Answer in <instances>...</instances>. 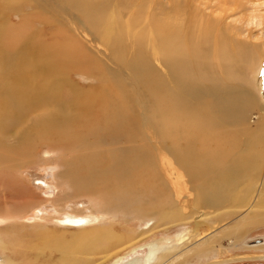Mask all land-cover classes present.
Masks as SVG:
<instances>
[{
    "label": "bare ground",
    "instance_id": "6f19581e",
    "mask_svg": "<svg viewBox=\"0 0 264 264\" xmlns=\"http://www.w3.org/2000/svg\"><path fill=\"white\" fill-rule=\"evenodd\" d=\"M235 1L238 3V0ZM54 2L62 4L63 11L71 12L91 35L94 32L89 27L98 29L106 26L108 38L114 30L121 28L118 16L119 23L115 14H109L108 18L103 13L108 0ZM198 2L201 5L202 2ZM209 7H197L201 14L200 24L195 28L191 26L193 24L182 28L176 23H164L161 30L163 36L166 30L175 28L169 39L160 44V53H157L167 69L164 74L150 64L152 61L147 59L148 56L139 52L130 65L132 77L120 74L117 67H109L106 62L85 51L82 56L81 48L76 44L44 45L39 44V40L38 43L31 41L36 37L30 35L25 43L7 54L1 42L4 22L0 23V170L5 165L9 169L20 166L5 163H9L11 158L14 162L17 158L15 152L24 149L26 143L43 140L67 144L71 148L65 151L70 158H64L63 165L68 167L64 168L63 175L70 179V187L77 194L99 196L101 204H106L110 210L73 212L69 208L60 209L58 203L49 197L42 202L40 197V202L37 199L39 204L23 214H14L11 208L2 209L4 206L0 205V233L5 229L2 224L20 223L22 220L42 226L49 222L64 228L63 225L80 226L77 232H71L72 238L66 242L68 245L64 249L63 245H58L63 250L59 255L63 264L66 263L65 258L71 259V264H81L84 260L76 257L78 253H107L132 240L133 236L118 232L113 226L116 219L111 215L112 210L130 209L129 212L148 214L166 223L189 217L193 210L199 214L195 218L197 227L204 223L203 219L209 213H219L222 220L224 215H233L230 222L213 228L210 237L198 233L196 228H190L193 234L180 236L176 247L164 249L159 254L162 246L167 244L152 242L133 248L111 263L125 264L139 251H144L142 264H177V251L188 241L202 237L208 241L222 234L239 232L243 235L247 232L251 219L256 218L258 210L264 209V78H258L262 70L264 36L261 43H255L261 37H256L255 28L247 24L259 26L264 21L262 15L253 11L247 20L240 18L234 22L229 20L232 15L222 16L219 12L220 16L215 14V10L208 12ZM242 7H245L244 3ZM254 19H259V22L254 24ZM184 30L185 38L178 41ZM224 34L233 40L232 50L219 54V40ZM151 37L155 46L157 37ZM138 40L143 44V38ZM211 49L216 54L215 66L226 68L228 75H232L223 74L229 83L234 80L233 75L242 79L231 69L244 56L248 57L251 68L258 71L252 78L253 87L236 84V91L233 92L228 84V89L223 91L221 85L226 81L219 86L203 81L204 77L207 81L214 77L201 72L203 64H209ZM73 70L88 71L90 74L82 73L96 78L100 85L87 89L77 86L68 80ZM40 71L47 77L38 83L36 77ZM64 85L69 86L73 94L70 101L63 97ZM249 109L261 111L256 128L247 126ZM35 111L40 112L42 117L35 118L32 114ZM234 112L237 115L230 118L231 114L235 115ZM220 116L222 118L218 120ZM28 118L29 124L19 131L18 128ZM187 122L195 125L190 127ZM234 124L237 126L233 128V133H227V127ZM8 135H16L17 146L11 148L3 144ZM119 143L123 144L122 147H119L121 144L118 146ZM69 150L73 151L68 153ZM3 152L13 156L7 158L6 155L5 158ZM186 192L185 201L178 208V199ZM119 197L124 199L122 208L121 200L117 199ZM230 202L241 208L221 211ZM46 204L52 206V213ZM123 204L129 205V208L123 209ZM13 209L17 212L16 207ZM143 225L141 230L144 233L145 230H152L151 219L144 221ZM1 234L0 255L4 257L0 264H16L14 258L4 255L8 246ZM255 248L264 249V246ZM186 261H182L183 264Z\"/></svg>",
    "mask_w": 264,
    "mask_h": 264
},
{
    "label": "rangeland",
    "instance_id": "374dc122",
    "mask_svg": "<svg viewBox=\"0 0 264 264\" xmlns=\"http://www.w3.org/2000/svg\"><path fill=\"white\" fill-rule=\"evenodd\" d=\"M108 1L109 3L106 5V8L109 9L104 8L103 13H106L107 15H105L108 18L109 14H115L116 22H118L119 18L120 25L122 24L120 29H116L112 32L111 38L107 37L106 26L93 29L86 24L94 32L91 35L87 28L84 27V24L75 18L71 12L63 11V5L54 2V0H0V23L4 22L1 42L5 47L7 54H9L16 46L18 47L19 45L25 43L29 35L32 37L35 36L37 38L36 40V38L33 39V37L30 39L31 41L38 43L39 40V44L44 45H52L54 43L65 45L69 43L71 46L76 44L81 48L82 56L86 52L91 56L93 55L96 58L103 60L109 67L115 69L117 67L120 74L126 77H132L133 73L131 71L130 65L133 63L132 61L136 60V55H139V52L145 56H148L147 59L152 61L150 64H154L155 67L160 70V72L164 74L167 71L166 67H164L161 64V61L158 59L160 55L157 53H160V44L165 42L166 39H169L175 28H172V31L171 29L166 30L163 36V33H161L162 26H164V23L171 22L178 24L180 27L183 26L182 28L193 24L191 26L195 28L198 24H200L199 18L201 13L199 12L198 8L205 9L206 6H210L207 10L208 12L215 10V14L217 15H220V13L222 16L232 15L229 20L234 22L236 20L238 21L240 18L247 20L250 14L254 11V13L257 15H262V21H264V0H238V3L235 0H200L202 2L201 5L198 2L199 0H195V3L194 0ZM243 3L245 4V7H242ZM243 16H245V18ZM254 20L256 21L254 24L259 22V19ZM235 24L239 25V22H236ZM247 26H253V28H255V36L258 38L261 37L257 41L255 40V43H261V39L264 36V24L259 26L247 24ZM227 29L230 30L229 27ZM183 32L178 36V41H181L185 38L186 31L184 30ZM166 34L168 36H166ZM151 35L157 37L155 46L152 43ZM225 37L226 34L222 35L219 40V54H224L232 50L231 43L233 40L231 41L229 38ZM228 37L231 38L230 35ZM20 38L21 40H19ZM139 38H143V44H140L138 40ZM154 54H157V56ZM214 55H216L215 50L211 49L208 55L209 64H203L201 69L202 74H207L208 76L211 75L214 77H211L212 79L210 78L208 81L206 77H204L203 81H206V83L209 84L213 83L217 86L226 81L225 83H222V88L221 86L219 87L223 91L228 89V84L230 85V91L233 92L236 91V84H240L242 87H248L250 85L253 87L254 84L252 82V78L257 74L258 71L251 68L248 57L244 56L239 61V63L235 64V67L231 69L233 72L235 70L237 74L239 73L238 75L239 77L242 76V79L239 78V80L233 75L234 80H232L236 82L230 81L229 83V81L225 79V75H223L225 73L228 75L227 69L224 67L218 69V67L215 66ZM261 56H263L261 59L262 70L260 71L261 74L258 73L259 79H262V77L264 78V52ZM82 72L90 74L85 70H73L69 73L68 80L84 89L100 85L99 80L92 78L87 74H83ZM237 74H235V76ZM46 77L47 75L40 71L36 77V81L41 83L42 81H45ZM230 77H232V75ZM214 78L215 83L213 82ZM231 84L234 86L232 87ZM62 90L64 99L70 101L73 98V94L69 90V86L67 87L64 85ZM228 94H225L226 98H228ZM188 100L193 101L190 98H188ZM260 113V109H249L246 115L248 121L247 126L249 125L251 128H256ZM32 114L35 118L42 117L38 111H35ZM229 114L230 113H228V115ZM233 114L235 115L231 114L229 117H235L237 112H234ZM218 118V120H221L222 116ZM27 124H29V118L18 128V130L20 129L19 131H22L27 126ZM188 124L190 127L195 125L191 122L186 123V125ZM235 125L237 126V124H234L233 127H227L228 131L226 132L233 133V128L236 127ZM15 136L8 135V138L5 137L3 139V144L6 145V147L12 146L11 148H13V146H17L15 144L17 141ZM49 142L50 143L44 142L43 140H35L34 142L24 144V149L21 148V150L19 149L17 152H15L17 153L16 160L12 162L13 159L11 158L9 159V163H7V161L5 163L9 164L10 166H13V164L16 163L20 166L15 167L14 169H9L8 166L5 167V165L3 168H1L0 205L2 207L4 206L2 209L11 208L14 214H23L26 211L28 212L29 210H33L39 204L38 202H40L41 198L42 202V200H45L49 197L50 200H54L56 203H58L60 209L62 207L69 208L73 212H89L90 210V212L92 211L97 213L99 211L101 212L102 210L110 211L106 204H101L102 201L99 196L77 194L78 192H75L72 189V186L70 187V179L68 176L63 175L65 169L68 167L63 165V161L64 158H70V154L67 155V151L65 150H68L71 147L68 148L69 145L67 144H63V146L57 142ZM122 145V143L118 144L119 147H122ZM70 151L73 150H69L68 153ZM18 152L20 153L18 154ZM2 154L4 157L7 155V153L4 152ZM9 156L12 157L13 155H7L6 157L10 158ZM19 184L21 185L20 187ZM25 185L27 187H25ZM17 188L19 189L17 190ZM186 195L187 192L183 194V197L178 199V202L176 201L178 203L176 204L178 208L179 204L181 206V203L185 201ZM117 199L121 200L120 207L122 208V203H124L122 200L124 199L121 197ZM96 201H98V203ZM234 204L235 203L233 202L226 204L221 211H234L235 208H241L233 206ZM123 205V209L129 206L125 204ZM15 207L17 212H15L13 209ZM46 207L50 210L52 209L50 204H46ZM120 210L121 211H119V209H116L115 211L112 210L113 212L111 215H113L116 219L115 222H113V226L118 230V232H123L133 236L132 240L126 242V244H123V246H118V249L114 248L112 251H110L111 253H103L100 251L99 253H92L93 255L87 254L86 252L78 253V256L76 255V257L79 258V260L81 258V260L85 261L80 262L81 264H111L117 257L126 254L133 248L152 242H161L167 244L162 246V249L159 252L160 254L164 249L178 246L180 236H191L193 232L190 230V228H196L198 233L201 232L202 235L210 237L212 236L213 228H219L222 223L230 222L233 218V215H224V220H222L219 213H215V215L209 213V215L203 219L204 223L198 225L197 227L195 218L199 214L195 213L193 210L190 211L189 217H185L183 219L181 218V220L176 221L172 220L173 222L166 220L167 223L165 220L162 222L163 219H154L153 216L148 214L141 215L143 213L140 214L133 211L129 212L130 209L127 211L122 209ZM50 212L52 213L53 211L51 210ZM263 212L264 209L258 210V215H256L255 219H251L252 222H250L247 232L243 235H241L239 232H236L233 234H222L217 237H211L208 241H206V239L203 237L192 240L191 242L188 241L182 248L178 249V258L176 259V263L183 264L182 261L187 260L184 262V264H264V249L255 248L257 246H264ZM149 216L150 218H147ZM149 219H151V225L153 226H151L152 230H145L146 232L144 233V231L141 230L144 228L143 223ZM158 220H160L161 223ZM63 226L66 228L55 226L52 224V222L47 223L46 226H42L38 223L36 225L28 224L23 220L20 223L12 222L8 224H2V227L5 229L1 231L3 234H0L8 246V250L4 255L10 257L11 259L14 258V260L17 262L16 264H54L55 262H57L56 264H58V262H61L59 264H63L62 260L60 259L61 256H59L62 255L63 252L61 246L63 245L62 247L64 249L68 245L66 242H69V240L72 238L71 232H77L79 229L78 227H80L68 225ZM44 229L46 230L44 231ZM139 232H141V234H138ZM204 232H206V234H203ZM42 235H44V237ZM45 239L46 241H44ZM55 247L59 249L57 250ZM143 252L144 251H139L137 256H134L129 261H125V264H142ZM3 257L4 256L1 254L0 260H2ZM64 262H66L64 264H71V259L65 258Z\"/></svg>",
    "mask_w": 264,
    "mask_h": 264
}]
</instances>
